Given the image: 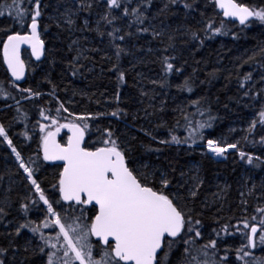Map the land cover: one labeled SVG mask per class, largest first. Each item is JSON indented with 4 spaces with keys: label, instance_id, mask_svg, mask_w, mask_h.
Listing matches in <instances>:
<instances>
[{
    "label": "trees",
    "instance_id": "obj_1",
    "mask_svg": "<svg viewBox=\"0 0 264 264\" xmlns=\"http://www.w3.org/2000/svg\"><path fill=\"white\" fill-rule=\"evenodd\" d=\"M237 2L264 8V0ZM72 3L73 0H41L43 15L39 23L46 54L38 62L28 51L24 52L27 78L18 85L11 80L5 67L2 46L9 34L18 31L28 34L30 23H26L23 28L14 23L13 17L6 14L10 10L14 12L13 0H0V12L5 13L0 16V87L10 94L8 99H4L3 93H0V124L5 127L13 145L21 152L25 161L29 162V166L36 168L35 176L45 194L50 200L59 197L53 185L58 183L62 168L43 160L39 143L43 134L39 131V124H47L49 121L43 119L41 111L56 118V109L63 103L74 115L109 113L117 106L114 97L119 90V106L128 115L120 119L101 115L98 119L88 121L91 127L86 135L85 145L94 150L100 146V140L106 130L110 129L132 149L130 155L133 160L130 164L147 163L164 171H170V168L174 167L177 171L172 175L177 179L181 170L186 173V178L198 175L203 180V185L199 188L195 200H189V206L195 209L197 218L202 222L198 227L203 241L216 238L218 248L233 250L229 255L233 264H243L242 261H236L234 253L235 248L242 244L243 237L239 233L225 235L220 232V237L217 238L216 232L226 224L231 232L232 225L244 219L251 220L253 216L257 217V220L260 219L257 209L264 207V144L260 143L261 137L264 136V127L258 124L253 133L248 132L249 122L261 106L252 96L256 92L264 95V57L259 55L260 48L264 46V26L257 22L244 28L229 21L227 34L205 39L204 32L200 31L204 28V21L213 19L219 24L221 19H224L219 15L220 12L212 0H199L192 11L184 9L182 5H176L171 12L162 14L160 9L166 0H152V7L147 9L149 20L144 25L149 27L148 33L137 32L139 25L127 28L130 23L127 17L115 23V27L122 29L121 34L132 32V36H126L124 41H117L130 53L121 58L120 69L125 71L126 83L118 89L117 73L109 71L115 60L114 48L107 33L112 30L113 25H107L101 19L107 10L106 0H94L91 14L80 13L76 26L81 30L68 31L62 20L61 26L57 27V21L49 17L59 16L55 10L57 6L60 7V12H63L64 6H70ZM136 3L137 0H133V4ZM24 7L30 9L27 0ZM114 11L116 15H120L118 11ZM84 19L89 21L88 28H84ZM189 30L198 31L199 36L205 40L204 44L200 45L198 40H191ZM152 31L163 32L164 35L154 38ZM101 32L104 33L103 36L100 35ZM169 35L175 37V48L164 52ZM73 40L78 43L72 44ZM77 50L83 52L79 61H75ZM254 53L257 54L256 58L249 60ZM165 55H174L176 59L172 62L182 67L183 71H174L168 78L170 87L161 88L150 81L163 77L160 61ZM74 61L78 69L75 75L70 67ZM213 72L214 78L209 75ZM248 73L252 74V79L246 87L251 88V92L249 96H245V89L240 88L239 83ZM189 77L193 82L194 91H179L177 86L183 85L184 80ZM13 84L17 87H13ZM29 87L33 93L39 92L42 95L29 98V93L19 90ZM141 91L147 92L148 95H141ZM200 98H204L205 115H195L192 119L202 122L207 121L209 116L216 117L211 128L203 129L204 139L237 143L238 148L247 153L245 159L242 160L235 149L226 153L227 159L217 158L209 153L199 140L191 148L188 144L159 143L160 140H170V133L182 139L188 136L186 122L176 109L185 107L189 113H195L196 108L188 105ZM65 117L69 120L73 118L69 117L68 113L61 112L60 123L65 122ZM177 120H180V125L172 133ZM146 132L150 135H146ZM25 133L31 137L30 140ZM61 142H65L64 137ZM149 147L159 151H148ZM248 157L252 158V164L247 163ZM29 158L36 163L31 164ZM191 183L189 180L184 184L180 189L182 194H187ZM32 198L38 199V194H34L26 180V174L19 168L15 154L0 137V207L5 203L11 205L7 209L10 214L4 218V223H0V246H6L8 243V239L3 235L6 224L7 230H12L16 221L26 223L31 220L42 225L43 219L46 218L43 211L46 206L42 202L38 206H32ZM25 201L29 203L30 209L27 216L21 208ZM72 215H79V212L73 210ZM85 215L91 218L92 212L86 211ZM9 221L13 223L9 224ZM44 231L46 235H55L51 229ZM28 240L32 241V247L41 243L38 236H33L24 229L16 238L17 245L21 247L17 261L22 264H44L45 257L23 252V246ZM251 251L252 257L245 259L264 256V248L260 246ZM223 255L221 250L220 256Z\"/></svg>",
    "mask_w": 264,
    "mask_h": 264
},
{
    "label": "snow or ice",
    "instance_id": "obj_2",
    "mask_svg": "<svg viewBox=\"0 0 264 264\" xmlns=\"http://www.w3.org/2000/svg\"><path fill=\"white\" fill-rule=\"evenodd\" d=\"M24 2L25 0H13L14 12L10 10L6 14L13 17V22L18 23L21 28L26 23H30V31L28 34H21L18 31L15 34L7 35V40L2 46L3 62L7 65V70L15 81L24 80L27 70V66L21 58L22 46L27 45L31 49V55L35 57L36 61H41L46 54L45 41L41 39L39 23V19L43 15L41 0H27L30 9L24 7ZM198 2L199 0H191V2L190 0H166L160 13L171 12L176 5H182L184 9L192 11L195 10V5ZM212 3L221 10L219 15L224 19H221L219 24H216L213 19L204 21V28L200 31L204 32L205 39L227 34L229 21L238 22L244 28L251 27L253 23L257 22L264 26V8L250 7L237 2V0H212ZM93 7L94 0H73L70 6H64L63 12H60V7L57 6L55 10L59 16L49 18L57 21V27L61 26L60 21L62 20L68 31L81 30L76 26L80 13L91 14ZM151 7L152 0H137L135 5L133 0H106L107 10L101 19L107 25H113L112 30L107 33L110 37V44L114 48L115 60L109 71L117 73L118 89L126 83L125 71L120 69V61L123 56L130 53L117 41H124L126 36H132V32L121 34L122 29L115 27V23L127 17L130 19L127 28L139 25L140 27L136 29L137 32L148 33L149 27L144 25L149 20L147 9ZM114 10L118 11L120 15H116ZM3 15L5 13L0 12V16ZM83 24L84 28H88V19H84ZM189 32L191 40H198L200 45L204 44L205 40L199 36L198 31L189 30ZM151 34L154 38L164 35L163 32L157 31H152ZM100 35L103 36L104 33L101 32ZM174 40V36H168V44L164 52L175 48ZM77 43L76 40L72 41L74 45ZM256 55L254 53L249 60H254ZM259 55L264 57V46L260 48ZM82 56L83 52L77 50L75 61H79ZM175 59L174 55L162 57L160 62L163 77L160 80H151L153 85H158L161 88L170 87L168 78L174 74V71L176 73L183 71L182 67L172 62ZM75 61L70 65L73 75L78 70ZM33 71H35V67ZM209 75L215 77L214 72ZM251 79L252 74L248 73L239 83V87L245 89V96H249L251 92V88L246 87ZM13 87L17 86L13 84ZM177 87L179 91L188 93L194 91L190 77L184 80L183 85ZM19 90L29 93V98L42 95L39 92L33 93L30 87ZM0 93H3L4 99H8L10 96L3 87H0ZM141 95L147 96L148 93L141 91ZM12 98L14 99V97ZM252 99L261 106L249 122V134L254 132L258 124L264 127V95L261 92H256ZM114 100L117 105L114 110L92 116L74 115L63 103H60L56 109V118L41 111L40 115L43 119L49 121L47 124H39V131L43 134L39 138L43 160L62 162L58 183L53 185L56 192L59 193V197L55 200H50L45 194V190L35 176L36 168L29 166V162L25 161L21 152L13 145L5 127L0 124V137L15 154L19 168L26 174V180L30 183L34 194H38V199H31V205L38 206L42 202L46 206L43 209L46 218L43 219L42 225L31 220L26 223L16 221L12 230H7V224L5 225L6 231L3 235L8 239V243L6 246H0V264H22L16 259L21 252L16 238L21 235L24 229L31 232L33 236H38L41 243L32 247V241L28 240L23 246V252H31L33 256L45 257L44 264H233L229 260V255L233 250L218 248L216 238L203 241L198 227L202 222L197 218L195 209L189 206V200H195L199 188L203 185V180L198 175L186 178V173L181 170L179 179H177L172 175L177 171L174 167H171L170 171H164L147 163L136 164L133 162L130 164V161L133 160L130 155L132 149L110 129L106 130L100 140V146L95 147L94 150L85 145V137L91 127L88 121L94 118L98 119L101 115H110L117 119L128 115L119 106V90L116 91ZM203 101L204 98H200L188 105V107L196 108L195 113H189L185 107L176 109L186 122L187 137L182 139L170 133V140H160L159 143L166 145L188 144L191 148L199 140L215 157L227 159L226 153L235 149L240 158L245 159L247 153L240 150L237 143L222 142L211 138L204 139L203 129L211 128L212 121L216 117L209 116L207 121L202 122L192 119L195 115H205ZM61 112L68 113V116L73 118L69 120L65 117V122L60 123ZM179 125L180 120H177L176 126L171 132L174 133ZM64 129H67L70 135H67L66 142L61 143L57 137ZM145 134L150 135L148 132ZM25 136L27 139H31L27 133ZM152 138L155 139L154 136ZM260 143L264 144V136L261 137ZM148 151H159V149L149 147ZM29 160L31 164L36 163L31 158ZM252 162V158L248 157L247 163L252 164ZM189 180L192 183L187 189V194H182L180 189ZM65 205L68 207L66 208ZM10 206L5 203L0 207V223H4V218L10 214L7 210ZM21 208L27 216L30 210L29 203L23 202ZM73 210L78 211L79 215L73 216ZM86 211L92 212L91 218L85 215ZM257 211L260 213V219L257 220V217L253 216L251 220L244 219L240 223L232 225L231 232L227 224L216 232L217 238L220 237V232L225 235L239 233L243 237L242 244L234 250L236 261H242L243 264H264V256L254 257L251 260L245 259L252 257V249H256L258 246L264 248V207L258 208ZM8 223L13 222L9 221ZM45 229H51L55 235H46ZM221 250L224 252L223 256H220Z\"/></svg>",
    "mask_w": 264,
    "mask_h": 264
},
{
    "label": "water",
    "instance_id": "obj_3",
    "mask_svg": "<svg viewBox=\"0 0 264 264\" xmlns=\"http://www.w3.org/2000/svg\"><path fill=\"white\" fill-rule=\"evenodd\" d=\"M218 10H219V12H221V10L219 9V8H217ZM231 22V21H230ZM236 24H238V22H235ZM239 25V24H238ZM240 26V25H239ZM243 27V26H242ZM26 50H28V51H30V53H31V49L27 46V45H24V46H22V48H21V58L23 59V56H22V54H23V52L24 51H26ZM32 56V55H31ZM33 57V59L36 61V59H35V57L34 56H32ZM43 59V58H42ZM39 62V61H38ZM5 67H6V69H7V65L5 64ZM8 71V70H7ZM8 73H9V76H10V78H11V80L15 83V84H18V85H20V84H22L25 80H26V78H27V70H26V72H25V78H24V80H21V81H15L14 80V78L13 77H11V73L8 71ZM67 136V135H70V133H68V131H67V129H64L61 133H60V136L59 137H57V139L60 141V139H61V137H63V136ZM85 142H86V137H85ZM42 157H43V152H42ZM45 162H47L48 164H52V165H58V166H60L61 164H62V162H59V161H57V162H49V161H45ZM94 238V237H93ZM95 239V238H94Z\"/></svg>",
    "mask_w": 264,
    "mask_h": 264
},
{
    "label": "flooded vegetation",
    "instance_id": "obj_4",
    "mask_svg": "<svg viewBox=\"0 0 264 264\" xmlns=\"http://www.w3.org/2000/svg\"><path fill=\"white\" fill-rule=\"evenodd\" d=\"M95 243V241H93Z\"/></svg>",
    "mask_w": 264,
    "mask_h": 264
},
{
    "label": "rangeland",
    "instance_id": "obj_5",
    "mask_svg": "<svg viewBox=\"0 0 264 264\" xmlns=\"http://www.w3.org/2000/svg\"><path fill=\"white\" fill-rule=\"evenodd\" d=\"M232 150V149H231ZM97 258H99V257H97Z\"/></svg>",
    "mask_w": 264,
    "mask_h": 264
}]
</instances>
